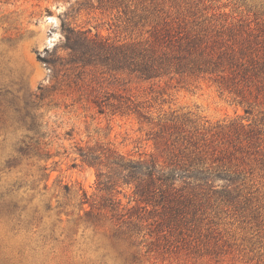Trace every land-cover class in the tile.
I'll return each mask as SVG.
<instances>
[{"label": "rangeland", "instance_id": "obj_1", "mask_svg": "<svg viewBox=\"0 0 264 264\" xmlns=\"http://www.w3.org/2000/svg\"><path fill=\"white\" fill-rule=\"evenodd\" d=\"M84 1L0 0V264H264V92L249 96L246 113L208 78L139 80L95 64L54 78L38 55L60 44L61 19L117 44L146 35L148 22L137 15ZM200 7L264 32V0ZM93 90L130 97L154 121L172 110L187 115L227 148L238 179L216 178L190 192L159 236L149 231L153 212L124 224L141 212L133 185L100 190L77 147L147 157L156 153L158 128L134 113H98L86 98ZM108 193L121 205L110 204Z\"/></svg>", "mask_w": 264, "mask_h": 264}, {"label": "trees", "instance_id": "obj_2", "mask_svg": "<svg viewBox=\"0 0 264 264\" xmlns=\"http://www.w3.org/2000/svg\"><path fill=\"white\" fill-rule=\"evenodd\" d=\"M202 1L167 5L165 0H85L90 6L94 2L119 6L124 14L137 15L148 22L146 35L117 44L61 19L60 44L46 49V56L38 55V59L54 78L61 71L80 73L93 64L139 80L208 78L221 92L246 105L244 111L250 113L249 96L264 92V32L244 21L227 22L207 15L206 7H200ZM59 48L66 55L57 53ZM79 80L77 76L76 82ZM86 98H91L100 114L107 109L111 114L134 113L158 128L151 137L156 153L147 157L133 158L103 147H77L80 160L95 167L100 190L109 191L120 182L133 185V200L141 212L129 213L124 224L136 225L146 220V213L153 212L148 227L159 236L161 224L173 216L190 192L208 189L216 178L238 179L239 174L228 167L227 148L204 137L187 115L172 110L154 121L130 97L100 95L93 90ZM113 98L116 101H111ZM108 194L110 204L121 205ZM148 205L153 209L148 210Z\"/></svg>", "mask_w": 264, "mask_h": 264}]
</instances>
